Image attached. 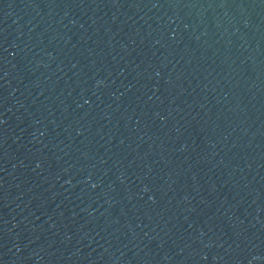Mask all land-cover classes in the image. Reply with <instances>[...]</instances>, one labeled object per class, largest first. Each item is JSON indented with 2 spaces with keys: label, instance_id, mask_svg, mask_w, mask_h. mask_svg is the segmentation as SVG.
Segmentation results:
<instances>
[{
  "label": "water",
  "instance_id": "water-1",
  "mask_svg": "<svg viewBox=\"0 0 264 264\" xmlns=\"http://www.w3.org/2000/svg\"><path fill=\"white\" fill-rule=\"evenodd\" d=\"M0 264H264V0H0Z\"/></svg>",
  "mask_w": 264,
  "mask_h": 264
}]
</instances>
